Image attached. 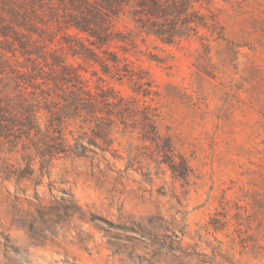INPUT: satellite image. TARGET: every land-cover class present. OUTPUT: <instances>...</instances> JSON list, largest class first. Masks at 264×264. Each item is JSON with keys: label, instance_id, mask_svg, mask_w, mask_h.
Wrapping results in <instances>:
<instances>
[{"label": "rangeland", "instance_id": "obj_1", "mask_svg": "<svg viewBox=\"0 0 264 264\" xmlns=\"http://www.w3.org/2000/svg\"><path fill=\"white\" fill-rule=\"evenodd\" d=\"M190 10L207 24L179 45L135 37L152 101L92 74L98 66L80 73L92 91L158 107V130L191 175L174 177L138 127L116 120L113 150L54 159L43 173L36 163L18 187L0 181V264H264V0Z\"/></svg>", "mask_w": 264, "mask_h": 264}, {"label": "trees", "instance_id": "obj_2", "mask_svg": "<svg viewBox=\"0 0 264 264\" xmlns=\"http://www.w3.org/2000/svg\"><path fill=\"white\" fill-rule=\"evenodd\" d=\"M197 1L0 0V181L18 187L33 179L36 163L43 173L54 159L113 150L116 120L138 127L157 163L186 181L192 169L158 130V107L111 86L92 91L80 70L98 66L92 74L127 79L152 101L157 92L137 62L145 52L135 37L179 45L196 36L207 24L190 10ZM124 18L131 27L118 25Z\"/></svg>", "mask_w": 264, "mask_h": 264}]
</instances>
